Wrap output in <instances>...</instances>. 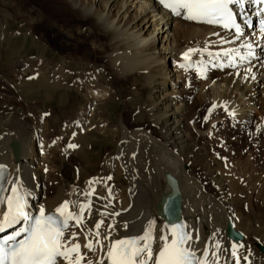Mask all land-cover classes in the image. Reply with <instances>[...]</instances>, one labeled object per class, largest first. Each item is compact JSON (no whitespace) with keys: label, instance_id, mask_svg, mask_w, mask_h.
Returning a JSON list of instances; mask_svg holds the SVG:
<instances>
[{"label":"bare ground","instance_id":"1","mask_svg":"<svg viewBox=\"0 0 264 264\" xmlns=\"http://www.w3.org/2000/svg\"><path fill=\"white\" fill-rule=\"evenodd\" d=\"M55 1L58 4H55ZM38 3L40 7L37 6ZM32 6L41 9L43 14L37 12L36 17L35 14L31 16L23 5H15L17 14L14 16L17 17V22L21 23L20 28H25L30 33L36 32L31 28L40 23V17L46 15L51 19L49 22L45 21V28L41 29L48 32L54 30L55 32L50 33V37L61 40L67 49L72 50L67 54V60L60 66L52 67L46 62L44 66L39 67L38 73L29 74L28 82L30 81V85L37 84L39 91V95L32 94V99L39 104H50V108H47L61 115L72 107L67 105V101L73 99L71 87L78 88L84 105L79 106V109L72 107L74 110L68 112L76 115L74 125L75 127L80 125L77 131L79 133L96 131L105 138L103 141L104 144L107 143V147L110 148L111 145L114 147L111 152L105 151L99 155L95 142L89 137L90 134L84 132L86 135L78 134L79 136L74 138L73 144L76 147H69L67 151L69 157L75 159L76 165L63 162L58 158L57 149L54 152L52 150V139L47 138L43 130H38V125L35 127L36 125L28 124L25 116L27 112L24 113L15 106L14 109L11 108L12 106L6 107V100L0 108V165L4 166L8 173L4 196L11 195L13 186L18 187L26 203L25 211L32 216H38L40 208L45 210V215L54 213L59 215L56 209L65 201L68 202L67 211L74 215H80L81 205H90L84 208L82 225H77L74 220L68 222V228L64 230V238L67 240L75 233L76 239L72 240V243H79L81 253L93 264H99L101 260L104 264H108L107 247L114 241L139 237L148 231L152 236L153 252V261L149 264H154L164 243L160 237L166 235L169 241L171 240L166 227L168 221H183L184 232L192 237L186 246L194 250L197 259H200L207 249L209 264L214 252L220 257L219 264H236L231 255L234 245L231 241L241 242L243 235L234 229V225L232 226L233 203L230 205L225 200L229 196L227 194V197L224 196L227 189L220 177L222 168H210V163L199 151L205 146L201 147L202 144L198 145L194 142L195 137L205 136L207 132L196 129V125H192V128L188 125L192 119L186 120L187 114L190 113L188 108L190 105L188 106L184 98L182 88V80L185 78L183 73L187 70H177L175 64L185 60L183 54L189 49L197 50L191 54L190 60L202 72L199 75L193 74L197 85L192 87L190 95L196 100L221 106L228 124L231 120L225 112H231V118L233 121H239L237 127L242 131L251 119L249 114L251 110L264 115V37L249 33L239 39L217 28L192 24L182 20L183 14L177 16L171 11H164L159 0H34ZM48 9L51 11L57 9L58 13L51 14ZM53 19H57L58 22ZM160 24L164 27L159 28ZM99 34L107 37L109 47V50L103 49L104 52L108 51L102 57L105 60L101 66L102 72L108 71L118 80L130 79L135 82L134 84L140 80L143 92L138 90L125 97L123 91L118 89V93L106 95L97 89L98 81H91V77L86 75L87 65L85 66L83 59L79 60L76 56L77 49L74 47L77 48L81 37L83 40L87 38L86 40L91 41V37ZM247 44L252 45V56H248L250 50L245 46ZM100 47L99 45L97 48ZM101 50L102 48L99 51ZM237 51L239 56L246 57L248 62H243L241 68L220 71L219 61L230 66L233 60L236 61L232 55H236ZM225 52L229 54L225 55ZM214 64L217 66L215 71H213ZM67 67L75 69L81 79L71 80L67 77L63 71ZM187 72L191 73V71ZM197 76H204L205 80L200 81ZM138 92L144 95L140 110L134 109L140 99ZM119 99L122 100L121 105L127 106L123 110L127 112L131 110V114L127 113L131 120H135L133 117L136 115L135 110H139L151 129L139 126L138 119L135 126L128 127L123 124L125 121L123 117L126 114L124 113L123 116V113H120L115 116L117 127L113 130L114 133L117 130L120 135L114 134L116 140L113 137L108 140V133L110 134L112 129L107 123L110 119L105 111L109 110L108 105H114ZM186 112L189 113L185 114ZM96 116L102 121L94 126L90 120L95 119ZM263 119L264 116L262 130H264ZM213 122L219 121L217 119ZM61 129L63 130L62 127ZM60 134L62 135V132ZM70 136L74 135L70 134ZM67 142L64 144L65 148ZM12 143L17 144L19 149L17 159L13 155ZM256 144L261 148L264 142L260 144L257 141ZM255 145L245 156L233 154V159L230 157L228 163L225 162L230 165L234 163L239 178L243 174L249 176L253 174L254 161L250 158H254L253 152L257 147ZM56 163H59V174L57 169L54 170ZM189 165L201 166L202 173L216 195L202 191L197 181L190 175ZM225 169L228 170L227 167ZM167 178L172 179L175 185L178 211H173L174 200L167 199V195L172 192ZM48 184L49 188L44 192L43 189ZM110 186L112 193L109 195L107 191ZM108 197L112 198L113 206H110ZM164 199L167 200L162 204ZM6 210L5 201L4 204H0V220L3 219ZM100 220H103V224L98 230L100 235L96 236L95 224ZM237 224L236 222L235 225ZM227 225H230L233 231L240 233L242 239L235 241L228 238ZM21 226L22 224H18L7 230L18 229ZM247 231L253 230L246 229ZM87 240L92 241L94 251L84 247ZM263 249V247L259 248L261 253ZM236 251L240 264L247 263L248 261L244 259L246 254L238 249ZM247 258L250 260L249 264H259L252 257ZM57 264H67V262L59 258Z\"/></svg>","mask_w":264,"mask_h":264},{"label":"rangeland","instance_id":"2","mask_svg":"<svg viewBox=\"0 0 264 264\" xmlns=\"http://www.w3.org/2000/svg\"><path fill=\"white\" fill-rule=\"evenodd\" d=\"M33 1L34 0H0V68H1L0 70V108L3 107V102L7 100L6 101L7 104L5 105L6 107L12 106L11 108L14 109V106H15V108L19 107L24 113L27 112V114L25 113V116L27 117L28 124L36 125L35 127L39 126L38 127L39 129L36 128V130L37 129L43 130L44 133L46 134V137L52 139L53 144L50 142L52 145V150L54 152L57 149L56 152L59 155L58 158L62 160L63 162L65 161V162H69L70 164L73 163L74 165H76L75 159L72 157H69L70 155L68 154L67 151L69 150L70 141H72L70 145H74L73 144L74 138L77 137L78 134H81V135L90 134L89 137L92 142H95L96 150L99 152V155H101L105 151L111 152V149H113L114 145H111L110 148L107 147V143H105L106 144L105 145L103 141V139L105 138H103L101 134H99L96 131H89V132L84 131L86 132V134H84V132L79 133L78 127L80 125L78 124V126L75 127L74 121H75L76 115H73L68 112L74 110L72 109V107L73 108L77 107L79 109V106L84 105L81 102V99H82L81 92L79 91L78 88L71 87L72 88L71 91L73 93V99H71L70 101H67V105L72 106V107L67 109L68 112L62 113L61 115H59L60 113H57L55 110H54L55 112L53 111L54 112L53 113L50 109H48L50 108V104L49 105L39 104L38 102L32 99L33 93L39 95L38 85L37 84L30 85L31 83L30 81L28 82V77L32 74L34 75L35 72L38 73V71L40 70L39 67L44 66L46 62H49L52 67L60 66L64 61L67 60V54L72 52L71 49H67V47L63 45L64 42H62L59 39L56 40L54 39V37H50L51 35L50 33L55 32L54 30H51L50 32H48V31H45V29H41V28H45L44 26L45 21L49 22L51 19V18H48L46 15H44V17H40L39 18L40 23L37 24L35 27L31 28V29L34 28L36 32L30 33L27 31V29L20 28L21 23L17 22L16 20L17 17L14 16V14H17L15 10V5H23V7L27 11L30 12L31 16L35 14V17H36L37 12H39L40 14H43L41 9L35 8L32 6ZM55 4H58V2L55 1ZM39 5L40 3H38L37 6L40 7ZM48 12H50L51 14L58 13L57 9H54V11H51L48 9ZM53 20L55 22L56 21L58 22L59 20L60 22V18L58 20L57 19H53ZM161 27H164V25L160 24L159 28ZM91 38H90L91 41L86 40L87 38H84L85 40L84 41L81 37V39L78 41L77 48L76 46L74 48L77 49L75 53H76V56L79 58V60L83 59L82 61L84 62L85 66L87 65L86 67L88 69H87L86 75L89 78L91 77L90 78L91 81H94V82L98 81L99 86L97 89L99 90V92L105 93L107 95L109 93H116V92L118 93V89H120L123 91V94L125 95V97H127L130 94L132 95L138 90L143 92V88L140 85V83L142 84V82L140 80H138L137 83L134 84L135 82L133 83V81H130V79H127L126 81H124V79L118 80L113 75L109 74L108 71H105V73L102 72L101 66L105 63V60L102 57H104L103 55H105V53H107V51L109 50V47L107 44V37L102 34L101 35L99 34V35H96V37H91ZM81 40H83L84 43ZM98 43L101 46L100 49L102 48V50L103 49L105 50L108 48V50H106L105 52L104 50L103 51L101 50L102 52L99 51L100 49L97 48L99 46L97 45ZM95 46L97 49L94 48ZM92 53L94 54V56ZM27 66L28 68L30 67L31 69L30 68L28 69ZM23 70L26 72H24ZM63 71L65 75L69 77L71 80L76 79V78L81 79V77L79 76V73H77L75 69H70L69 67H67ZM19 73L20 74L22 73L23 75L22 74L20 75ZM183 74L185 75V78H183L182 80L184 98L186 102L188 103V106L190 105L188 107L190 108V111H189L190 113L189 112L185 113V114L189 113L187 114L188 118L185 117V119L187 118L186 119L187 121L189 120V118L194 119V120L191 119L188 125L190 127L192 125H196V129H199V130L201 129L202 131L204 130L205 133L207 132V135L205 136H208V137L198 136L197 138L193 134L195 137L194 142L197 143L198 145L199 143L202 144L201 147L205 146L204 147L205 149L203 148L204 152L203 150H199V151L203 153V156L206 158V161L210 163L209 165L210 168L212 167L222 168L220 177L223 179V183H225V186L227 189L225 190L224 196L225 197H227V195L229 196L225 200L229 202L230 205L233 203L231 206L232 226L234 225V229L243 235V240L241 242H233L231 240L230 241L234 245H237L236 249L241 250L244 253V255L245 254L251 255V256L245 255V257H252L255 260V262L259 264H264V255L259 250L260 247L264 248V149H263L264 145H262L260 148L259 144H256L257 141L260 144H263L264 142V137H263L264 130H262V127H261L262 117L264 115L262 113L257 112L256 110H251L249 112V114L251 115V119L249 123L245 124V127L244 129H242V131L238 130L237 125L239 121L237 120L238 123L236 122V120L233 121V119L231 118V115H229L228 118L231 120V123L228 124V122H226V120L224 119V111L221 106L219 105L216 106L215 104L211 102H203L198 99L197 101L195 97L190 95L192 87L196 86L197 83L195 82V77L192 73L184 71ZM34 83H38V82H34ZM141 92H138L140 99L136 103L135 108L133 106L132 109L134 108V109L140 110V106L143 101L142 99L144 97L143 93L140 94ZM197 102H200V103H197ZM121 103H122V100L119 99V101L114 103V105L112 104L108 105L109 110L105 111L108 119H110L107 121V123H109L112 129L110 134L108 133V136H107L108 140L112 139L114 134L117 136L120 135V133L117 132V130L115 131V133L113 132V130L116 129L117 127V119L115 116L120 113H123L122 114L123 116L126 114V116L123 117V119L125 120L123 124L127 125L128 127H133V125L135 126L136 124L135 122H137L136 119H138L137 124L138 125L140 124L139 126H143L145 129H151V126L147 124L148 122L144 119V116L141 115L142 114L141 111L139 112V110H135L136 115L133 116L135 119L133 121L128 117L129 115H127V113L131 114V110H129L130 112L123 110V108L126 109L127 106L124 107L123 105H121ZM214 105L215 107H213ZM217 119L219 122L214 123L213 121ZM100 121H102V119L99 116H96L95 119L90 120V123L94 126H97ZM210 123H212V125H210ZM63 124L67 126H64ZM101 125L102 124L100 123V126ZM60 126L63 128V130L61 129ZM70 128L73 130V133ZM61 132H62V135L60 134ZM111 133L113 135H111ZM237 133H239L240 135ZM70 134L74 136L69 137ZM65 139H66V142L68 141L67 142L68 145L66 148L64 145L66 143ZM113 139L116 140L114 137ZM253 145L257 146L255 147V151L253 152L254 158L253 157L250 158L252 159V161H254L252 162L253 174L251 176H249V174L247 175L243 174V176L239 178L238 172L235 170L234 163L233 164L231 163V165L226 164V163H228V160H230L229 159L230 157L231 159H233L234 156H239V155L245 156L248 153V151L251 150V147ZM205 151L206 152L208 151L207 154ZM210 156H213L215 159H217V161H214L215 159L213 157L211 158ZM211 161L214 162L215 164H213ZM223 164L225 165L223 166ZM56 165L57 166L56 168H54V170L56 171L57 169L58 170L57 174H59V169H58L59 163H56ZM229 166H232V167H229ZM188 167H189L188 171H190L189 173H191L190 175L197 181L202 191L209 195H216L215 190L212 188V186L208 182L204 173H202L203 169L201 168V166L189 165ZM224 167L225 168L227 167L228 170H226ZM44 172H46V170ZM102 180H105V179H102ZM48 188H49V184L48 186H45L43 191L44 190L47 191ZM226 191L228 193H226ZM230 196L232 199L230 198ZM236 222L238 223L237 226L235 225ZM246 229L253 230L254 232L253 231H252L253 233L251 231L246 232ZM224 236H225V232H224ZM247 252H250V253L248 254ZM247 261L248 262L245 264H249L250 260H248V258H247Z\"/></svg>","mask_w":264,"mask_h":264},{"label":"snow or ice","instance_id":"3","mask_svg":"<svg viewBox=\"0 0 264 264\" xmlns=\"http://www.w3.org/2000/svg\"><path fill=\"white\" fill-rule=\"evenodd\" d=\"M242 2L243 0H160L164 7L170 9L177 16L183 14L186 20L221 24L226 29H234L237 38L243 35V32L240 25L236 23L229 6ZM245 46L250 50L248 56H252V45ZM196 51L189 49L185 52L183 54L185 60H189L191 54ZM224 54L228 55L229 53L225 52ZM237 55H239L238 51ZM241 59H246V57H241ZM187 66L190 65H181V67ZM69 147L74 148L76 145H69ZM3 173L4 166L0 165V204H4L5 201L7 203V210L4 212L3 219L0 220V232L18 224H22V226L13 234L0 239V264H57L58 258L66 261L67 264H93L91 260H86L81 253V245L72 243V240L76 239L75 233L67 240L64 238V230L68 228V222L74 220L77 225H81L84 208L90 207V205H81L80 215H74L67 211L68 202L65 201L56 209L59 216L55 213L45 215L43 208H40L38 216H32L25 211L26 203L18 187L13 186L11 195L4 196L6 180ZM102 224L103 220L95 224L96 236L100 235L98 230ZM19 237L22 238L18 239ZM191 239V235L184 232L183 227H180L179 230L175 228L172 230L170 241L168 236L162 235L160 240L164 243L154 264H209L207 249L202 253L201 258L197 259L194 250L186 246ZM84 247L89 251L95 250L91 240H87ZM236 248L237 245H233L231 255L236 264H240ZM107 257L110 264H149L150 261H153L151 232H145L139 237L114 241L107 247ZM212 257L211 264H219L218 253H212ZM244 259L247 260V257ZM99 264H104V261L101 260Z\"/></svg>","mask_w":264,"mask_h":264},{"label":"water","instance_id":"4","mask_svg":"<svg viewBox=\"0 0 264 264\" xmlns=\"http://www.w3.org/2000/svg\"><path fill=\"white\" fill-rule=\"evenodd\" d=\"M11 147H12L14 158L17 159L18 155H19L18 146H17V144L12 143ZM168 182L171 184V186L173 188V192H172L170 198H172L174 200V202H175L174 203V207H177L178 206V196H177V193H176L175 185H174L172 179H170V178H168ZM227 235H228L229 238H231V239H233L235 241H239V240L242 239V236L240 235V233L234 232L230 225H228V227H227ZM262 253L264 254V249L262 250Z\"/></svg>","mask_w":264,"mask_h":264}]
</instances>
